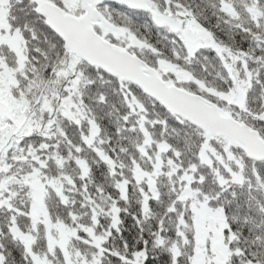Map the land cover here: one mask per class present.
Here are the masks:
<instances>
[{
  "label": "snow or ice",
  "instance_id": "1",
  "mask_svg": "<svg viewBox=\"0 0 264 264\" xmlns=\"http://www.w3.org/2000/svg\"><path fill=\"white\" fill-rule=\"evenodd\" d=\"M0 264H264V0H0Z\"/></svg>",
  "mask_w": 264,
  "mask_h": 264
}]
</instances>
